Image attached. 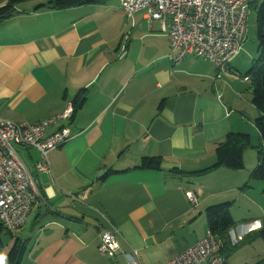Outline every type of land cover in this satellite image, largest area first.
Listing matches in <instances>:
<instances>
[{
  "label": "crops",
  "instance_id": "0c3cea01",
  "mask_svg": "<svg viewBox=\"0 0 264 264\" xmlns=\"http://www.w3.org/2000/svg\"><path fill=\"white\" fill-rule=\"evenodd\" d=\"M49 1L21 2L0 20V118L35 123L81 91L85 100L63 122L72 137L49 152V172L34 169L38 150L18 147L38 196L6 251L18 239L19 264H127L132 251L141 264L167 261L208 232V206L248 196L249 148L242 169L211 167L228 132L258 136L257 110L234 95L235 81L249 82L232 61L219 77L195 56L173 63L160 23L142 12L119 8L126 23L110 0L64 10ZM152 156L160 169H134ZM107 230L118 236L113 256L99 250Z\"/></svg>",
  "mask_w": 264,
  "mask_h": 264
},
{
  "label": "built area",
  "instance_id": "2783aa9c",
  "mask_svg": "<svg viewBox=\"0 0 264 264\" xmlns=\"http://www.w3.org/2000/svg\"><path fill=\"white\" fill-rule=\"evenodd\" d=\"M127 17L142 12L158 21L167 35L170 49L167 57L178 63L195 56L211 63L217 76L226 72L240 53L247 33L249 0H119ZM123 56V54H122ZM236 78H241L234 74ZM249 82V77H243ZM74 111L69 102L58 115L35 123L14 122L0 118V224L9 232L19 231L27 221L38 196L36 179L22 161L18 147L38 150L36 171H50L48 154L65 143L72 134L64 121ZM50 128H55L48 132ZM185 196L195 206L196 196L189 190ZM117 234L104 231L99 250L113 256L118 248ZM223 241L208 231L185 251L171 259L153 264H225L221 252ZM131 252L127 264H141Z\"/></svg>",
  "mask_w": 264,
  "mask_h": 264
},
{
  "label": "trees",
  "instance_id": "16d2710c",
  "mask_svg": "<svg viewBox=\"0 0 264 264\" xmlns=\"http://www.w3.org/2000/svg\"><path fill=\"white\" fill-rule=\"evenodd\" d=\"M26 1L38 0H7L4 5L0 6V20L9 17L17 4ZM100 1L102 0H51L48 4L56 10H64L85 4H94ZM250 7L256 11L255 27L258 54L243 77H249V89L252 95L251 104L258 112V116L254 120V125L260 143L256 146V166L251 171L249 181L244 185V188H250V181L264 182V0H253L250 2ZM82 92L73 101L74 111L85 100ZM250 146L251 137L248 133L228 132L216 145L215 153L217 160L211 168L242 169L243 153ZM161 163L162 160L158 156L143 157L139 165L134 167V169H160ZM262 193L264 194V187ZM230 207L231 203L227 201L210 205L205 210L208 231L223 241L221 252H223L224 242L228 232L235 225L230 213ZM10 233L0 224V257L3 258L0 264H19L26 250L25 243L16 239L11 248L6 251V241L4 238ZM252 236L259 237L264 241V226L257 232H254Z\"/></svg>",
  "mask_w": 264,
  "mask_h": 264
},
{
  "label": "rangeland",
  "instance_id": "374dc122",
  "mask_svg": "<svg viewBox=\"0 0 264 264\" xmlns=\"http://www.w3.org/2000/svg\"><path fill=\"white\" fill-rule=\"evenodd\" d=\"M252 1L253 0H249V2ZM108 4L114 8L116 12L114 16L117 19H119L118 17H124L126 23L128 22L127 20H131L119 9V0H110ZM255 17L256 11L250 7L245 40L240 53L232 60V65H237L233 74L241 77V79H243V76L249 69L253 60L257 58L258 54ZM235 79L237 80L240 78L235 77ZM234 86V95L236 100L239 101V106L246 108L247 104L250 103V111H255L254 106L250 102L252 95L249 86L242 81H235ZM250 132L252 133L248 134H250L252 138L251 146L249 147V151L253 154L251 159L253 164L252 171L257 163L256 146L258 143L256 139L258 136L255 137L254 132ZM250 185V188L247 190L248 196L242 198L238 204L232 205V203V207H230V213L234 219L235 225L225 238L222 252L225 257V264H264V241L259 237L252 236L254 232H257L264 226V194L262 193L264 182L250 181ZM6 239L5 237L4 240Z\"/></svg>",
  "mask_w": 264,
  "mask_h": 264
},
{
  "label": "water",
  "instance_id": "95a60500",
  "mask_svg": "<svg viewBox=\"0 0 264 264\" xmlns=\"http://www.w3.org/2000/svg\"><path fill=\"white\" fill-rule=\"evenodd\" d=\"M102 173H104V171H101V172L99 173V175H101Z\"/></svg>",
  "mask_w": 264,
  "mask_h": 264
},
{
  "label": "snow or ice",
  "instance_id": "6c2138e0",
  "mask_svg": "<svg viewBox=\"0 0 264 264\" xmlns=\"http://www.w3.org/2000/svg\"><path fill=\"white\" fill-rule=\"evenodd\" d=\"M3 258L2 257H0V260H2Z\"/></svg>",
  "mask_w": 264,
  "mask_h": 264
},
{
  "label": "clouds",
  "instance_id": "9594fccd",
  "mask_svg": "<svg viewBox=\"0 0 264 264\" xmlns=\"http://www.w3.org/2000/svg\"><path fill=\"white\" fill-rule=\"evenodd\" d=\"M0 261H2V260H0Z\"/></svg>",
  "mask_w": 264,
  "mask_h": 264
}]
</instances>
